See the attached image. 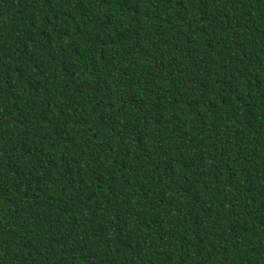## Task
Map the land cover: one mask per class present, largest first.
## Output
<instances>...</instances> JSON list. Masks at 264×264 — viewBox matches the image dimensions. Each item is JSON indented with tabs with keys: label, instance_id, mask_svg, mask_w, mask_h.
Wrapping results in <instances>:
<instances>
[{
	"label": "trees",
	"instance_id": "obj_1",
	"mask_svg": "<svg viewBox=\"0 0 264 264\" xmlns=\"http://www.w3.org/2000/svg\"><path fill=\"white\" fill-rule=\"evenodd\" d=\"M0 264H264V0H0Z\"/></svg>",
	"mask_w": 264,
	"mask_h": 264
}]
</instances>
